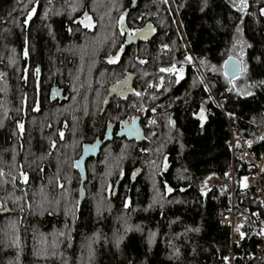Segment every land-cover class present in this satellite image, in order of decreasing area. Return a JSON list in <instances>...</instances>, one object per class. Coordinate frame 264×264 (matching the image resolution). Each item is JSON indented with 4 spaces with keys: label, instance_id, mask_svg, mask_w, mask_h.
I'll use <instances>...</instances> for the list:
<instances>
[{
    "label": "trees",
    "instance_id": "16d2710c",
    "mask_svg": "<svg viewBox=\"0 0 264 264\" xmlns=\"http://www.w3.org/2000/svg\"><path fill=\"white\" fill-rule=\"evenodd\" d=\"M245 4L242 7L241 0H137L135 6L132 0H0V160L6 166L3 172L13 165L11 180L0 187V196L14 190L20 195V199L6 202L10 210L0 214V264H226L229 229L218 219L229 196L225 174L231 166L224 114L232 118L236 132L248 138L253 152L264 150V0H245ZM85 16L92 20L90 27L80 22ZM121 17L133 28L149 22L154 34L134 49H124L116 62L109 63L106 58L116 47L111 50L108 38H97L103 33L101 23L108 19L112 23L104 29L107 25L122 41L117 22ZM161 21L168 26L163 28ZM72 44L79 52L84 49L83 60L68 50ZM229 56L244 60L243 70L231 82L222 72L223 61ZM172 65L183 69L182 79L176 83L170 73H165L166 79L160 76L162 67ZM98 66L137 74L133 84L136 94L121 107L126 108V114H135L141 105L149 106L142 127L152 132L151 139L161 146L160 155L156 154L162 156L156 179L152 186L142 170L129 186L119 185L114 198L106 189L107 199L101 205L111 204L110 209L100 210L86 198L77 209L75 176L70 184L72 198L54 206V199L34 196L38 182H60L54 175L58 166L65 175L71 174L70 164L81 143L99 135L103 127V117L86 104H80L76 114L69 108L78 82L65 70ZM137 68L149 72L152 85L148 81L143 85ZM201 74L208 78L222 110L215 98L208 96ZM193 78L198 80L191 83ZM52 81L68 88V99L49 102ZM4 101L9 102V108L3 106ZM112 105L108 108H117ZM166 106L170 111L167 122L162 112ZM80 110L92 114L83 119ZM73 120L77 121L78 136L72 137L70 130L63 135L57 131L70 127ZM163 130L166 138L160 140ZM121 142L125 140L114 139L108 144L116 156L124 158L121 168L127 181V170L140 165L147 153L151 157L147 149L151 141H126L131 145L129 157L123 155ZM241 165L235 159L236 178ZM101 170L99 166L95 172ZM20 171L26 174L25 184ZM209 173L222 177L226 187L203 197L198 183ZM94 177L89 172L86 184ZM97 178L101 185L115 180ZM90 189L92 193L97 190L94 186ZM245 199L237 205L238 210L248 213L258 208L255 201ZM123 213L127 220H121ZM8 219L12 224L3 233ZM258 224L261 227V219ZM36 229L50 239L36 244L32 238ZM254 231L246 234L236 249L238 264L255 248ZM7 240L8 247L4 246Z\"/></svg>",
    "mask_w": 264,
    "mask_h": 264
},
{
    "label": "rangeland",
    "instance_id": "374dc122",
    "mask_svg": "<svg viewBox=\"0 0 264 264\" xmlns=\"http://www.w3.org/2000/svg\"><path fill=\"white\" fill-rule=\"evenodd\" d=\"M87 18L88 19H85V17H80L79 18L82 25H84V26L87 25V22L90 20L89 17H87ZM104 20L106 22L104 21L103 23H101L102 28H103V29H101V31H103V33H101L98 36L97 39L99 41H102V40H104L106 38L109 39L110 42H109V45L107 46V48L113 50L116 47V49L114 50V54L112 55V57H114L116 55L115 53L117 52V49H118L119 45H121V43H120L121 40L117 39L115 37V35L111 34L112 33L111 30H109L108 27H107V25L111 24L112 21L108 20V19H104ZM161 23H162V27L163 28L168 26V25H166V23L164 21H161ZM105 24H107L105 26L106 29H104V25ZM135 26H137V25H135ZM109 31H110V35H109ZM84 39H82V42H83ZM116 39H117V41H116ZM114 42L116 44H114ZM68 50L72 51L71 54H75V56L80 57L81 58L80 60L84 59V57L82 55L83 52L81 54V51H83L84 49H82L79 52V47H77L76 45L72 44V45H70L68 47ZM74 52H76V53H74ZM190 57L193 59L192 56H190ZM107 59H108V57H107ZM193 63H195L194 59H193ZM171 68H174L175 71H164V72H162L161 69H160V71H161L160 76H162V77L164 76V79H166L165 73H167V74L168 73H174V72H177L180 69L182 70L181 66H179V65H172V66L164 67L163 69H171ZM114 69L115 68H110V67H105V66H98L96 68H89V69L80 68L79 67L78 69H75L73 71H70L69 69L65 70V72L67 71L66 72L67 76H70V77L73 76L72 79L76 80L78 82V84H76L75 91L72 92V96H71L72 99H71V101L68 104V106H71L69 108L73 109L74 114H76V111H78V108L80 107V101L81 100L92 101V102H95L94 104L98 103L100 101V99H102V92H104L102 90L103 89V87H102L103 84L108 83V81L112 82V81L116 80L117 79L116 75L118 74L116 72L119 71L120 73H124L123 71L127 70V69H123V68H122V70H121V68H120V70H114ZM137 70L140 72V75H139L140 79H142L143 76H145V75L147 76L149 74V72H147V70H143L141 68H137ZM135 71H136V68H135ZM58 74H61V71H59ZM93 75H95V76H93ZM201 76H202L204 85H205V87L207 89V94H208V96H211L210 95V91L208 90V86H207V84L205 83V80H204V76H206V75L201 74ZM206 79H208V78H206ZM196 80H198V78L197 79L193 78L191 83H195ZM147 81H148V85H152L150 80H147ZM161 82L163 83L162 80H161ZM165 91H167V90H165ZM215 102H217V101L215 100ZM216 105H218V104L216 103ZM3 106H5V108H9V102L8 101H4V105ZM157 106H158V109H159V107L161 108V105L158 104ZM96 107H97V104H96L95 107L93 106V107L90 108V109L93 110V113H95V114H96V112H98V109H99V107H98V109H96ZM148 107L149 106L147 105V108ZM168 108H169V106L168 107L166 106V108H164L163 111H162L166 122H167V119L170 117V111L168 110ZM65 114H67V113H65ZM53 116H55V115H53ZM75 117H76V115H75ZM36 121L37 120L34 119V123ZM76 122L77 121L73 120V122L70 123V127H69V130L72 132V137H74V138L76 136H78V134H79L77 124H75ZM0 126H2L1 119H0ZM143 129H144V134L143 135H144L146 141L147 140L151 141V144L150 143L148 144L149 146L147 147V149H149L148 151L150 153L152 152V155H151V157H150V155L148 157L147 156L148 153L146 152L147 153L146 159L144 161H142L140 163V165H138V166L141 167V171L143 170V174H142L143 177H145L147 180H149V182H151V185L153 186L154 185L153 183L155 182V179H156L157 170L159 169L158 167L160 166L159 165V159L162 158V156H158V155H160L159 151H160V147L161 146L159 144H156V141L151 139V138H154L152 132H150L149 130L146 131L145 128H143ZM57 131L60 134H62V131H59V130H57ZM166 133L167 132L165 131V134H164V130H163V132L160 133L161 134L160 135V137H161L160 140H162L163 137L166 138ZM14 134H16V133H14ZM78 140L79 139H77L76 144L78 143ZM125 142H126V140H125ZM125 142H121V149L123 150V155L125 157H129V150L131 148L130 147L131 145H129V144L125 143ZM145 142L143 141V143H145ZM132 143H134V142H132ZM150 147H152L151 150H150ZM13 153L14 154L11 153L12 156H10L12 161L15 160V151ZM157 153H158V155H156ZM34 159H35L34 157H31V161H33ZM156 161H158V162H156ZM123 162H124V158L116 156V154H114V152L112 151V148H110V144L106 145L104 148L101 149V152H100V154H99V156L97 158L93 159L92 161L91 160L88 161V167L87 168L89 169V172H91V175L95 176L94 177L95 180L91 179V181H90V182L94 183L93 185H90V182H88L87 184L85 183V185H84L85 198L86 199H92V203L95 206V209L98 208L100 210H106V209L108 210L109 206L111 205V204H107V205L104 204V206L101 205V202H103V200L107 199V198H105L104 195H106L105 194V190L107 189L108 182L107 183H103V185H101L99 180H96V179H98L97 177H102L101 178L102 180L104 178L113 180V178H115L118 175L121 167H124V166H122ZM71 165H72V163L70 164V166ZM99 166L102 169L100 174L98 172L97 173L95 172L96 171V167H99ZM5 167L6 166H4L1 163V160H0V175L1 174L5 175L2 179H0V187H4L3 185H5V183L7 181L11 180V174H12L11 172L13 170V165H11L12 168H8L7 171L3 172ZM22 174H23V172L20 171V178H22ZM54 175L55 176H59L61 181L60 182H58V181L57 182H52V179H49V180L47 179L48 181L45 180L44 181L45 183L39 181L38 182L39 189H37L38 192L36 193V195H34V194L33 195L34 196L39 195V196H37L38 199H40V198L41 199H54L53 200V205L55 206V205H58L59 202H62L64 199H71L72 196L70 194V186H71L70 182L66 181L67 180V178H66L67 175H65L63 172H61L60 166L57 167V170L54 172ZM23 177L24 178H22V179H24V181H22V182H23V184H25L26 183V174H23ZM79 181L80 180H78L76 182V184L74 183L75 187H76V202H75L76 206H77V200H78ZM60 183L62 184V186H61ZM93 186L96 187L97 190L95 189V191L92 193V190L90 188L93 187ZM12 187H13L12 189L16 188L15 184H13ZM123 188H121L122 192H123ZM198 188H199V183H198ZM112 190H113V188H112ZM117 190H118V188H117ZM155 190L156 189H153L152 192H154ZM116 195H117V191H116ZM0 199H1L0 200V206L3 205L1 207L7 208V210H10L8 207H6L7 206L6 202L11 201V199H20V195L17 194V192H15V190H14V193L8 192V193H5L4 195L0 196ZM107 201L108 200H106V202ZM129 204L130 203H128V205ZM124 214H126V213H123L122 217H121V214L119 215V217H121V220H123V219L127 220V216H124ZM4 224L5 225H3V229H2L3 233H5L6 231H8L10 229V225L12 224L11 223V219L10 220L9 219L6 220ZM32 236H33L32 238L36 239V241H37L36 244H41L42 240L44 242V238H46V240L50 239V237H48V235L45 237V235H43L37 229L35 230V232H33ZM49 236H50V234H49ZM94 238H97V237H94ZM83 243H84L83 246L86 247L88 245V240H86ZM90 243H91V241H90ZM5 244H4V246L8 247L7 245L10 244V241L9 240L5 241ZM31 245H32V243H31ZM82 259H85V256L82 257Z\"/></svg>",
    "mask_w": 264,
    "mask_h": 264
},
{
    "label": "built area",
    "instance_id": "2783aa9c",
    "mask_svg": "<svg viewBox=\"0 0 264 264\" xmlns=\"http://www.w3.org/2000/svg\"><path fill=\"white\" fill-rule=\"evenodd\" d=\"M216 101L218 108L222 110L221 102L217 99ZM224 116L228 123L227 144L231 153L236 155L242 164L237 178L234 160L225 174L230 179L229 196L226 206L219 214L220 225L229 229V250L224 256V261L226 264H238L236 249L245 235L256 229L254 231L256 232L254 234L255 248L250 250L239 264H264V151L253 152L250 149L248 138L236 132L235 126L231 123L232 118L226 114ZM224 187L223 178L215 173L205 175L199 182V191L203 197L213 195L216 191L223 190ZM237 188H239L238 192L235 191ZM245 198L255 201L258 208L248 213L238 210L237 205L246 200ZM260 219L261 227L259 224L257 226V221Z\"/></svg>",
    "mask_w": 264,
    "mask_h": 264
},
{
    "label": "flooded vegetation",
    "instance_id": "af4514ba",
    "mask_svg": "<svg viewBox=\"0 0 264 264\" xmlns=\"http://www.w3.org/2000/svg\"><path fill=\"white\" fill-rule=\"evenodd\" d=\"M121 20L117 21L118 24L120 25V33L121 35L123 36L122 38V41H121V45L118 47L117 49V52L115 53L116 55L114 57L112 56H108V61L110 59H112L114 62H116V58L120 57V54H122V52L124 51V49H134L139 43H145L147 41V39L149 37H151L153 34H154V29H152V25L149 23V22H145L141 27H130V26H126V20H123V23L121 24L120 22ZM90 24V26L92 25V20L90 19L88 22H87V25ZM89 26V27H90ZM117 53H119V55H117ZM183 70V69H182ZM182 70H178L177 73L174 72V73H170L172 79H174L175 83L177 81H181L182 79ZM124 73H118L120 76L114 80V81H108V83L105 85L103 84L104 88L102 89L104 92H102V99H100V101L97 104V107L99 106V110L98 112H96V114L100 115L101 117H103V127H102V132L99 134V135H95L92 139L90 140H85L81 143L80 145V151H81V146L83 143H86V142H92L95 138H100V139H103L104 135H105V131L107 130L108 126L112 127V140L106 142L102 148H104L108 143H110L111 141H113L114 139H124L126 141H131L129 139H127L125 136H122V137H117L116 136V133L118 132V130L124 125V124H127V123H130L133 118H136L138 117V124L140 126V128L142 129V132L144 134V129L142 127L143 123H142V120H143V115L146 113L147 111V105L146 104H143L141 105V109H139V111L135 114H131V113H128L126 114L125 111H126V108H123L121 107V104L125 103L128 98L132 95V94H136V91L133 87V84H134V81H135V77L137 76V74L134 72V71H131V70H125L123 71ZM133 73V78L132 79H127L126 81L122 82L120 85L116 86L113 90H112V94H111V98H110V101H109V104L107 105V107L105 108V110L103 112H101V109H102V105L104 103V100L110 90V86L116 82H119L123 77L126 76V74L128 73ZM142 80L144 81L143 85L146 86L147 84V76H143L142 77ZM55 87V88H58V90L60 89L61 92L59 95L61 96H64V95H69V92H68V88H65L64 85H60V84H57L55 82L52 81L51 85L49 86V90H48V100L49 102H62L68 98H65L64 100H59V99H55V100H50V92H51V89L52 87ZM95 102H92V101H82L80 102L81 105L84 106V104H86V107H95L96 104H94ZM113 104L115 105L117 108L112 110L111 108H108L110 104ZM112 105V106H113ZM119 105V107H118ZM125 110V111H124ZM82 111V114H83V119H88L90 117V115L92 114L91 110H80ZM94 115V114H93ZM170 123L173 125V120L172 118L169 119ZM109 127V128H110ZM69 130V127L68 125H65L64 126V129L62 130V135L64 133H66L67 131ZM134 141V140H132ZM136 142V141H134ZM145 142V141H144ZM137 143V142H136ZM142 143V142H140ZM101 148V149H102ZM80 151H79V154H80ZM101 152V151H100ZM79 154L77 155V157L79 156ZM99 156V155H98ZM75 157V158H77ZM74 158V159H75ZM97 158V157H96ZM73 159V160H74ZM95 158H90L88 161L90 160H93ZM72 160V161H73ZM88 161L86 163V181H87V178H88V173H89V169L87 168L88 167ZM141 170V168L138 166V165H134L132 167H130L129 170H127V181H125V169L124 168H121L118 175L115 177V180L113 182H109L108 186H107V190H106V193L108 196H112L113 198L116 196V194L113 196V192H112V186L115 184V182L117 181L118 177L123 174V178L122 180L120 181L119 185H125L126 186H129V184H131L132 182H134V180L136 179V177H138L139 175H137L138 173V170ZM71 171V174H67V177L68 179L66 181L70 182V184L73 183V179L75 176L78 177V180H80V175L79 173L74 170L73 166L71 165L70 166V169ZM68 170V172H69ZM69 175V176H68ZM59 177V176H58ZM59 179V178H58ZM124 179V180H123ZM86 183V182H85ZM85 185V184H84ZM118 185V186H119ZM108 189H110L108 191ZM117 193H118V190H117ZM2 210V209H0Z\"/></svg>",
    "mask_w": 264,
    "mask_h": 264
},
{
    "label": "water",
    "instance_id": "95a60500",
    "mask_svg": "<svg viewBox=\"0 0 264 264\" xmlns=\"http://www.w3.org/2000/svg\"><path fill=\"white\" fill-rule=\"evenodd\" d=\"M137 0H132V6H135ZM125 17V16H124ZM125 20V19H123ZM244 68V60H239L238 58L234 57V56H229L227 57L222 64V72L224 74V76L231 82L233 79L237 78L241 71ZM133 78V74L132 73H128L126 74L125 77H123L119 82H116L114 84H112L110 86V90L104 100L103 106H102V112L104 111V109L107 107V105L109 104L110 98H111V94H112V90L120 85L122 82L126 81L127 79H131ZM61 92V90L58 88H55L54 86L51 89L50 92V100H55V99H59V100H64L65 98L68 97V95H64L61 96L59 95ZM108 126L107 130L105 131V135L103 137V139L100 138H95L92 142H86L83 143L81 146V151L80 154L77 158H75L72 162V166L74 168V170H76L79 175H80V181H79V186H78V200H77V209L80 208L82 202L85 199V189H84V184L86 182V163L90 158H96L98 157V155L100 154L101 148L102 146L112 140V127ZM117 137H122L125 136L127 139L129 140H134L136 142H143L146 141L142 129L140 128L139 124H138V117L133 118V120L130 123L124 124L116 133ZM141 173V170H138L139 174ZM123 178V174H121L117 181L115 182L114 186H113V195L116 194L118 185L120 183V181ZM110 189H108L109 191ZM9 210H7V208H4L2 210H0V214L6 213Z\"/></svg>",
    "mask_w": 264,
    "mask_h": 264
},
{
    "label": "snow or ice",
    "instance_id": "6c2138e0",
    "mask_svg": "<svg viewBox=\"0 0 264 264\" xmlns=\"http://www.w3.org/2000/svg\"><path fill=\"white\" fill-rule=\"evenodd\" d=\"M241 6L243 7V6H246V4H245V0H241ZM242 7H241V10H242ZM261 14H264V9H262L261 10ZM31 15H32V13L30 12V13H28V17L30 18L31 17ZM85 19H88L87 18V16H85ZM121 24L123 23V17H121ZM28 23V19H25L24 20V24L26 25ZM86 27H88V26H90V24H88V25H85ZM25 55H26V53H25ZM117 55H119V53H117ZM185 59H188L187 57L185 58ZM114 61L112 60V59H110L109 60V63H113ZM161 71L162 72H164V71H175V69L174 68H171V69H161ZM22 178H23V174H22ZM169 191H170V189H169ZM241 235H243L242 233H241Z\"/></svg>",
    "mask_w": 264,
    "mask_h": 264
},
{
    "label": "bare ground",
    "instance_id": "6f19581e",
    "mask_svg": "<svg viewBox=\"0 0 264 264\" xmlns=\"http://www.w3.org/2000/svg\"><path fill=\"white\" fill-rule=\"evenodd\" d=\"M206 77H204V80H205V83L207 84V86H208V90L209 91H211L212 92V90H211V87L209 86V82H208V80H206L205 79ZM210 95L211 96H213L214 98H215V96H214V94H213V92L212 93H210ZM67 98H69V95H68V97ZM215 100H216V98H215ZM217 103V102H216ZM103 106V105H102ZM218 107V106H217ZM105 110V109H104ZM101 112H102V109H101ZM228 124V123H227ZM228 141V140H227ZM227 146H228V144H227ZM228 148H229V146H228ZM229 150H230V148H229ZM264 151V150H263ZM230 154H231V163H232V160H234L233 161V163L235 162V159H238L239 161H241L236 155H233L232 153H231V150H230ZM73 162V161H72ZM234 170H235V167H234ZM140 174V173H139ZM139 174H137V175H139ZM236 175V174H235ZM228 178V177H227ZM229 179V178H228ZM224 181V180H223ZM224 185H225V183H224ZM229 185H230V179H229ZM229 185L227 186V187H229ZM226 187V186H225ZM225 187H224V189H225ZM223 189V190H224ZM223 190H221V191H223ZM221 191H216V192H221ZM229 191V190H228ZM236 192H238L239 191V188H237L236 190H235ZM221 211V210H220ZM219 219V218H218ZM220 224V223H219Z\"/></svg>",
    "mask_w": 264,
    "mask_h": 264
}]
</instances>
